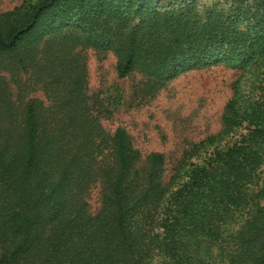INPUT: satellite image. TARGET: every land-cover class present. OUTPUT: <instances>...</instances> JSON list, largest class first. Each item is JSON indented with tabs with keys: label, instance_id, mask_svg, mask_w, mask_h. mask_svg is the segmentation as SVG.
<instances>
[{
	"label": "trees",
	"instance_id": "16d2710c",
	"mask_svg": "<svg viewBox=\"0 0 264 264\" xmlns=\"http://www.w3.org/2000/svg\"><path fill=\"white\" fill-rule=\"evenodd\" d=\"M167 1L22 0L0 13V264H264V206L251 190L264 165V0ZM89 49L114 57L117 79L141 76L149 97L220 64L259 81L245 101L236 81L224 104L223 134L237 137L209 152L216 136L189 144L194 160L165 183L161 154L141 157L123 128L101 127ZM4 73L28 75L48 103L17 104Z\"/></svg>",
	"mask_w": 264,
	"mask_h": 264
},
{
	"label": "rangeland",
	"instance_id": "374dc122",
	"mask_svg": "<svg viewBox=\"0 0 264 264\" xmlns=\"http://www.w3.org/2000/svg\"><path fill=\"white\" fill-rule=\"evenodd\" d=\"M22 0H0V13L17 7ZM161 5L172 6V1L159 0ZM198 9L216 6L225 8L227 0H185ZM86 69V89L90 105L98 112L101 127L111 134L116 127L123 128L132 146L144 157L150 152L163 156V182L167 183L174 172L186 168L194 158L185 160L189 144L216 136L215 143L206 148H222L240 132L234 130L223 134L220 123L224 104L231 98L237 81L238 98L245 101L251 97L259 76L256 73L220 64L183 73L167 82L152 97L147 96V86L138 74L117 79L114 73V57L110 53L97 54L92 50L81 52ZM241 74V75H240ZM11 93L12 100L21 104L27 98H35L47 104L41 84L28 75L11 80L7 73L1 74ZM231 134V135H230ZM184 162V163H183ZM258 180L251 190L253 199L264 206V165L258 171ZM91 215L99 209V185H90L84 197ZM238 223L227 230L235 231ZM211 257L218 256L215 248L209 250ZM159 257L154 256L153 264ZM217 263V262H215Z\"/></svg>",
	"mask_w": 264,
	"mask_h": 264
}]
</instances>
